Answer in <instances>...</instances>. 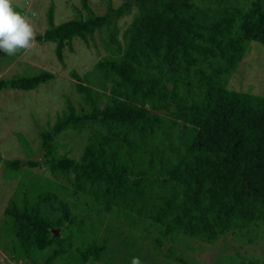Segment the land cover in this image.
<instances>
[{"label":"trees","instance_id":"16d2710c","mask_svg":"<svg viewBox=\"0 0 264 264\" xmlns=\"http://www.w3.org/2000/svg\"><path fill=\"white\" fill-rule=\"evenodd\" d=\"M101 2L102 15L80 0L76 16L57 25L50 2L47 29L35 36L55 44L63 66L76 39L99 56L97 36L105 54L83 76L69 71L86 109L66 99V111L38 130L39 160L0 155L3 179H17L3 212V250L18 262H106L112 237L137 255L160 228L216 246L242 216L264 207V96L228 88L250 43L264 47V0ZM127 16L121 31L117 22ZM54 77L0 80V91L35 90ZM68 130L89 133L78 159L57 152ZM41 165L67 185L29 174ZM108 214L112 223L101 219ZM94 220L104 226L100 237L84 232ZM109 224L140 228L138 249L109 233Z\"/></svg>","mask_w":264,"mask_h":264},{"label":"rangeland","instance_id":"374dc122","mask_svg":"<svg viewBox=\"0 0 264 264\" xmlns=\"http://www.w3.org/2000/svg\"><path fill=\"white\" fill-rule=\"evenodd\" d=\"M123 1L110 0L113 7L119 6ZM50 2L54 4V23L56 25L73 19L76 16L73 7L80 8V0H13V8L31 22L36 36L47 29L45 15ZM88 4L96 15H102L106 10L105 4L101 0H88ZM130 21L131 16H127L118 20L117 25L122 31ZM96 43L99 56L95 53L93 46L87 48L79 39L74 40L73 51L68 48L63 51L64 66L57 61L54 54L55 44L51 42L39 44L35 41L32 49L19 50L14 56L0 53V80L25 78L34 76L41 71L49 72L55 76L53 80L39 85L35 90L7 89L0 91V155L2 160H39L42 152L38 130L51 127L57 117L66 111V99L71 101L76 111H79L80 106L86 109L74 89V81L70 77L69 71L74 69L80 76H83L92 69L98 58L105 54L100 48L97 36ZM228 88L264 96L263 46L255 42L250 43L244 59L229 79ZM20 135L28 142L29 146L24 147L20 144L22 143ZM88 136L87 131H83L81 134L70 130L61 133L57 140L67 147L58 150V154H66L68 158L78 159ZM27 170L30 175L50 178L57 183H65L62 176H52L44 165ZM3 172V161H1L0 264H26V261L13 260V255L8 250H3V243L8 241L3 235L5 227L3 212L17 184V179L4 180ZM109 218L113 217L109 214L101 217L106 222H110ZM118 222L121 223L120 220ZM109 225L107 228L109 233L112 230L114 236H121L123 239L124 237L131 238L132 242L129 241L130 239L128 241L133 244L135 249H138L139 243L134 245L133 241L139 239L140 228ZM103 228L104 226L101 228L97 220H94L91 226H84V232H87V235L90 234L89 230L94 235L99 232L97 236L100 237L103 235ZM243 228L245 229L242 230ZM93 237L95 238V236ZM126 245L127 243L123 242L120 237L109 238L104 256H109L111 259L106 262L99 260L91 264H124V258L131 261L133 256H139L142 264H264V207L263 210L252 212L249 216H242L238 227L229 232L224 243L219 241L216 246L201 244L162 228L153 233L150 244H144L137 255ZM223 249L224 252H222ZM42 263V259L37 261V264ZM56 264L79 263L76 257L64 256Z\"/></svg>","mask_w":264,"mask_h":264},{"label":"clouds","instance_id":"9594fccd","mask_svg":"<svg viewBox=\"0 0 264 264\" xmlns=\"http://www.w3.org/2000/svg\"><path fill=\"white\" fill-rule=\"evenodd\" d=\"M35 43L31 22L14 10L13 0H0V53L14 56L19 50L28 51ZM130 264H142L133 256Z\"/></svg>","mask_w":264,"mask_h":264},{"label":"water","instance_id":"95a60500","mask_svg":"<svg viewBox=\"0 0 264 264\" xmlns=\"http://www.w3.org/2000/svg\"><path fill=\"white\" fill-rule=\"evenodd\" d=\"M54 232H55L54 236H57L58 235V230H55Z\"/></svg>","mask_w":264,"mask_h":264}]
</instances>
